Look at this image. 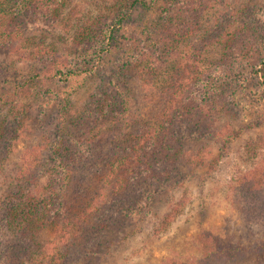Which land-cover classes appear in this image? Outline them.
<instances>
[{"label": "rangeland", "instance_id": "obj_1", "mask_svg": "<svg viewBox=\"0 0 264 264\" xmlns=\"http://www.w3.org/2000/svg\"><path fill=\"white\" fill-rule=\"evenodd\" d=\"M116 1L0 15V264H264V0Z\"/></svg>", "mask_w": 264, "mask_h": 264}, {"label": "trees", "instance_id": "obj_2", "mask_svg": "<svg viewBox=\"0 0 264 264\" xmlns=\"http://www.w3.org/2000/svg\"><path fill=\"white\" fill-rule=\"evenodd\" d=\"M68 1L69 0H0V15L13 18V17H17V15L23 13L24 11H27V9L29 8L33 9L39 7L41 10H43V12L46 15L49 14L51 16L56 17L66 9L68 5ZM133 1H134L133 4L139 3L143 8H148L147 3L143 0H133ZM113 5L125 6V0H117ZM131 10L132 8H129L126 12H130ZM120 20L121 19H119L118 21L121 22ZM15 31L16 29H14L13 27L10 28L11 33H14ZM113 34H114V30L110 29L108 31L109 38L113 36ZM6 36L9 37V34L6 33ZM8 37H5L6 38L4 39L5 42L9 40ZM120 160H123V158ZM112 162L114 161L112 160ZM112 162L109 161L106 166L107 168H111L114 170L116 166L115 163ZM130 166H131L130 162L129 163L126 162L125 168H129ZM117 167L120 168L119 165H117ZM27 193L29 192L27 191ZM64 196L65 193H62V191H56L52 187L50 191L44 193L41 196V199H38L34 194H30L29 196L25 197L22 201H20L19 199L17 203L12 202L10 204V206L8 207L9 221L7 223V227L8 228L17 227V230L19 231L20 234L18 237L19 238L18 241H20V243H25L26 245H28L26 246V249L29 248L30 246H33V244H35L34 230L42 228L43 227L42 221H45V219L48 216H52L54 210H57L54 209L55 207L51 206V201L60 202ZM100 196L101 194H99V196L97 195V198L99 199L98 205L102 204L101 201L105 202L107 200V197H104L102 200V198L100 199ZM32 199L33 202L35 201L34 203L32 202ZM98 209L99 208L96 207L95 210L98 211ZM85 212L86 211H84L83 213L86 214ZM91 213H89L88 215V210H87L88 217H91L90 215H93ZM239 249L242 248L239 246L225 247L219 244L218 246H215L211 240H208L205 249H203L204 253L201 259H203V261L208 263L210 262V258H212L213 256L216 258L222 257L223 255L231 257L234 256L237 250ZM22 254H24V252H22ZM24 256L25 254L23 255V257L17 259L19 264H24V263L36 264V262L30 256L28 257V260L26 262ZM41 264H50V263L43 261V263L41 262Z\"/></svg>", "mask_w": 264, "mask_h": 264}]
</instances>
